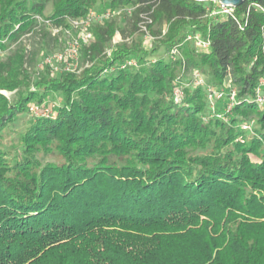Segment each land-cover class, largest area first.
I'll use <instances>...</instances> for the list:
<instances>
[{
	"label": "trees",
	"instance_id": "trees-1",
	"mask_svg": "<svg viewBox=\"0 0 264 264\" xmlns=\"http://www.w3.org/2000/svg\"><path fill=\"white\" fill-rule=\"evenodd\" d=\"M249 1L211 16V0H0V264H264V11ZM95 5L120 11L88 27L83 69H38L51 28Z\"/></svg>",
	"mask_w": 264,
	"mask_h": 264
},
{
	"label": "built area",
	"instance_id": "built-area-1",
	"mask_svg": "<svg viewBox=\"0 0 264 264\" xmlns=\"http://www.w3.org/2000/svg\"><path fill=\"white\" fill-rule=\"evenodd\" d=\"M213 5L211 8H209V15L215 16L220 14H230L234 16V8L235 6L231 5H225L218 1H212ZM250 5L260 8L264 11L263 6L256 2V0H250L247 7ZM120 10H106V11H95L94 9H91L87 12L85 16L77 17V18H69L68 22L69 25L67 27H52L51 30L53 33H57L59 31H62V35L70 36V32L74 29L78 31V35L76 36H70L71 39L66 44L65 48L63 50L54 52L53 54L47 55L44 57L43 62L46 65H52L55 61L57 63H60L61 69L63 71H75L76 69V62L79 60V49L82 44L88 43L92 39V34L89 31L88 27L91 25L92 22H102L103 20H106L113 15H116L119 13ZM39 20H42L39 16H37ZM48 24V21H46ZM141 30L144 31V33H147L146 26L144 24H140ZM151 37V36H150ZM152 38V37H151ZM187 39L191 40L193 44L201 49H206L209 46V39L207 37H203L199 31L195 32H188ZM61 39V38H60ZM177 52L176 48L171 49V54H175ZM75 63V64H74ZM129 63L135 64L134 59H130ZM78 64V63H77ZM192 76L194 78V81L203 84L204 79L203 75L197 71L194 70L192 72ZM260 85H264V78H261L259 81ZM222 90H214L210 95L209 98L212 99V97L219 98L222 95ZM234 90L229 91L228 98L230 101H234ZM256 101L258 103H262L264 101V94L260 91V87L257 88V95H256ZM29 111L35 115L39 114H48L49 112V105H38L31 103L28 107ZM243 127L249 129L250 126L243 125Z\"/></svg>",
	"mask_w": 264,
	"mask_h": 264
},
{
	"label": "rangeland",
	"instance_id": "rangeland-1",
	"mask_svg": "<svg viewBox=\"0 0 264 264\" xmlns=\"http://www.w3.org/2000/svg\"><path fill=\"white\" fill-rule=\"evenodd\" d=\"M213 5V4H212ZM93 9L96 11H100V8L98 7V5H95L94 7H93ZM46 11H48V10H46ZM111 18V17H110ZM109 19V18H108ZM70 36H76V35H78V31L77 30H72L71 32H70ZM70 36H67V35H61V39H60V43H59V46L55 49V50H52V51H50L47 55H50V54H53L54 52H57V51H60V50H63L64 48H65V46H66V44L68 43V41L71 39V37ZM132 38L133 39H137V40H139L140 41V44L142 45V47H144V48H146V49H151V48H153L154 46H156L157 45V43L155 42V40L153 39V38H151L150 37V35L149 34H146V33H142V32H138V33H135V34H133L132 35ZM120 40H121V36H120V34L119 33H115V35L113 36V39H112V41H111V43H110V46H109V48L107 49V53L108 54H111L112 53V51L114 50V48H115V44H118L119 42H120ZM165 48L164 47H162V46H160V47H158L157 48V51L158 52H165ZM46 55V56H47ZM45 57V56H44ZM78 63V64H77ZM75 64V63H74ZM76 69H75V71H70V72H75V73H78V72H80L82 69H83V66H81L80 64H79V60H78V62H76ZM43 66H46L47 67V69H48V71H49V73L51 74V75H58V74H60V73H62V72H64L62 69H61V65H60V63H57L56 61L52 64V65H46V64H44V62H43V59L39 62V64H38V69H42L43 68ZM31 88H35V86L33 85V86H31ZM2 93H4L5 95H9L10 93L9 92H7V91H2ZM52 95V97H53V99H55L56 101H59L60 102V100L58 99V97L56 98L54 95L55 94H51ZM45 106V105H44ZM29 117H28V115H26L25 117H23V120L24 121H26L27 119H28ZM24 121H23V123H24ZM15 123H16V125H20L21 123H22V119H18V120H15Z\"/></svg>",
	"mask_w": 264,
	"mask_h": 264
},
{
	"label": "water",
	"instance_id": "water-1",
	"mask_svg": "<svg viewBox=\"0 0 264 264\" xmlns=\"http://www.w3.org/2000/svg\"><path fill=\"white\" fill-rule=\"evenodd\" d=\"M197 1H208V0H197ZM211 1H218L222 4L231 5V6H239L244 2V0H211Z\"/></svg>",
	"mask_w": 264,
	"mask_h": 264
}]
</instances>
